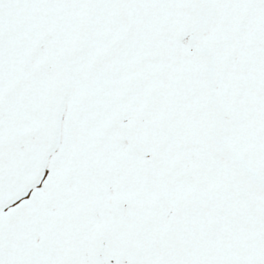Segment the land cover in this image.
Returning a JSON list of instances; mask_svg holds the SVG:
<instances>
[{
	"label": "snow or ice",
	"instance_id": "snow-or-ice-1",
	"mask_svg": "<svg viewBox=\"0 0 264 264\" xmlns=\"http://www.w3.org/2000/svg\"><path fill=\"white\" fill-rule=\"evenodd\" d=\"M0 264H264V0H0Z\"/></svg>",
	"mask_w": 264,
	"mask_h": 264
}]
</instances>
